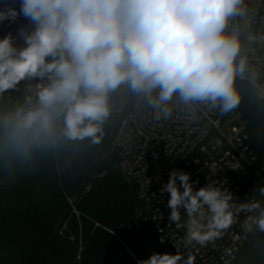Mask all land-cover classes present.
<instances>
[{
  "label": "clouds",
  "instance_id": "obj_1",
  "mask_svg": "<svg viewBox=\"0 0 264 264\" xmlns=\"http://www.w3.org/2000/svg\"><path fill=\"white\" fill-rule=\"evenodd\" d=\"M249 13L245 0H20L19 11L4 0L0 22L22 15L33 27L19 29L22 47L11 32L0 38V98L21 82L35 83L26 85L22 99L0 105V156L27 159L63 140L100 143L110 94L122 87L157 120L172 116L174 97L232 112L242 98L237 79L258 78L245 42L264 44V33L249 30ZM197 184L191 173L173 169L160 190L169 194L168 220L185 229L186 248L208 246L242 213L245 231L264 232L260 200L237 202L216 181ZM258 192L264 197V187ZM195 259L191 251L186 257L154 252L137 264Z\"/></svg>",
  "mask_w": 264,
  "mask_h": 264
},
{
  "label": "built area",
  "instance_id": "obj_2",
  "mask_svg": "<svg viewBox=\"0 0 264 264\" xmlns=\"http://www.w3.org/2000/svg\"><path fill=\"white\" fill-rule=\"evenodd\" d=\"M9 3L19 11L20 0ZM245 3L252 21L249 30L264 33V0H245ZM3 6L4 0H0V7ZM32 27L20 15L15 22H0V38L11 32L16 46L22 47L24 42L18 31ZM246 34L242 32V40ZM245 49L258 78L252 82L246 75L238 80L253 87L264 102V44L245 42ZM28 83L35 82H21L18 89H25ZM109 103L111 114H122L112 140L116 165L119 173L135 186L141 204L125 225L133 231L132 241L119 239V248L109 247L104 264H137L154 252L175 254L176 251L185 257L191 251L195 264H234L239 248L252 232L242 227L247 214L242 213L238 223L208 246L186 248L185 229L168 220L169 194L161 195L160 190L173 169H182L191 173L192 180H199L195 188L216 181L217 186L229 189L237 202L257 199L264 204V197L258 192L264 187V171L257 168L256 157L249 149L246 120L235 111L221 114L218 108L210 109L203 104L183 105L175 97L170 105L172 116L157 120L145 101L136 95L130 101V91L125 87L111 93Z\"/></svg>",
  "mask_w": 264,
  "mask_h": 264
},
{
  "label": "trees",
  "instance_id": "obj_3",
  "mask_svg": "<svg viewBox=\"0 0 264 264\" xmlns=\"http://www.w3.org/2000/svg\"><path fill=\"white\" fill-rule=\"evenodd\" d=\"M236 86L242 98L233 111L246 120L249 149L264 171V102L249 84ZM24 94L6 93L0 105ZM121 118L110 115L98 144L63 140L27 159L0 156V264H104L109 247L132 241L125 225L141 203L112 164ZM234 264H264V232L250 233Z\"/></svg>",
  "mask_w": 264,
  "mask_h": 264
},
{
  "label": "water",
  "instance_id": "obj_4",
  "mask_svg": "<svg viewBox=\"0 0 264 264\" xmlns=\"http://www.w3.org/2000/svg\"><path fill=\"white\" fill-rule=\"evenodd\" d=\"M112 164L114 165V167L116 168V170L119 172L118 168H117V165L115 164V162L113 161ZM130 189L135 192L136 189H135V186L133 184H130Z\"/></svg>",
  "mask_w": 264,
  "mask_h": 264
},
{
  "label": "rangeland",
  "instance_id": "obj_5",
  "mask_svg": "<svg viewBox=\"0 0 264 264\" xmlns=\"http://www.w3.org/2000/svg\"><path fill=\"white\" fill-rule=\"evenodd\" d=\"M238 113H240V112H238ZM241 114V113H240Z\"/></svg>",
  "mask_w": 264,
  "mask_h": 264
}]
</instances>
